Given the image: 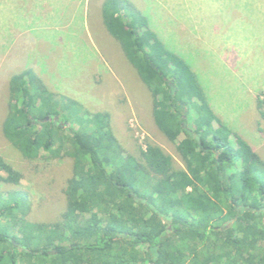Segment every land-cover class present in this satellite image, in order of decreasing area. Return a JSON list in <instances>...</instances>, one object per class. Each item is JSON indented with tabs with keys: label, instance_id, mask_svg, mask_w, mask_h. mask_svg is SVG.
Here are the masks:
<instances>
[{
	"label": "trees",
	"instance_id": "16d2710c",
	"mask_svg": "<svg viewBox=\"0 0 264 264\" xmlns=\"http://www.w3.org/2000/svg\"><path fill=\"white\" fill-rule=\"evenodd\" d=\"M100 13L183 166L156 144L125 154L109 112L85 116L32 68L13 73L6 139L28 158L73 162L56 222L26 219V194L0 192V264H264V155L219 117L196 72L133 2L102 0ZM254 107L264 123V92ZM1 171L18 182L0 157Z\"/></svg>",
	"mask_w": 264,
	"mask_h": 264
},
{
	"label": "rangeland",
	"instance_id": "374dc122",
	"mask_svg": "<svg viewBox=\"0 0 264 264\" xmlns=\"http://www.w3.org/2000/svg\"><path fill=\"white\" fill-rule=\"evenodd\" d=\"M101 1L77 0L70 22L58 25V18H46L44 25L29 24L11 43L0 40L12 44L0 47V157L20 175L17 183L0 180V192L25 193L30 221L60 219L73 161L46 152L28 158L4 136L8 80L24 68H32L58 99L79 103L85 116L109 112L125 154L139 157L148 143L156 144L175 166H183L174 143L152 120L147 87L101 21ZM130 1L148 16L165 45L187 60L219 117L264 155V133L258 130L264 123L254 107L264 92V0ZM65 4L61 0L58 11L63 13Z\"/></svg>",
	"mask_w": 264,
	"mask_h": 264
},
{
	"label": "crops",
	"instance_id": "0c3cea01",
	"mask_svg": "<svg viewBox=\"0 0 264 264\" xmlns=\"http://www.w3.org/2000/svg\"><path fill=\"white\" fill-rule=\"evenodd\" d=\"M61 0H0V40L8 41L17 40V37H22L29 29L30 25L35 26L41 24L45 19H55L58 25L61 23L70 22L75 14L74 7H76L77 0H67L65 4V11H58L60 9ZM45 2L49 10L45 9ZM71 8L72 14L70 13ZM49 12V13H47ZM61 17H69L64 20ZM85 20V19H84ZM52 21V20H51ZM12 44L7 45L0 43V47L10 48ZM20 45H23L20 43ZM5 46V47H4Z\"/></svg>",
	"mask_w": 264,
	"mask_h": 264
}]
</instances>
